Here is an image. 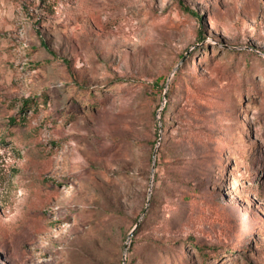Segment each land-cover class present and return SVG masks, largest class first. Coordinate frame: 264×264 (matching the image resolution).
Here are the masks:
<instances>
[{
	"label": "rangeland",
	"instance_id": "374dc122",
	"mask_svg": "<svg viewBox=\"0 0 264 264\" xmlns=\"http://www.w3.org/2000/svg\"><path fill=\"white\" fill-rule=\"evenodd\" d=\"M0 264H264V0H0Z\"/></svg>",
	"mask_w": 264,
	"mask_h": 264
},
{
	"label": "trees",
	"instance_id": "16d2710c",
	"mask_svg": "<svg viewBox=\"0 0 264 264\" xmlns=\"http://www.w3.org/2000/svg\"><path fill=\"white\" fill-rule=\"evenodd\" d=\"M199 40L201 41V40H203V37H202V35H199Z\"/></svg>",
	"mask_w": 264,
	"mask_h": 264
}]
</instances>
